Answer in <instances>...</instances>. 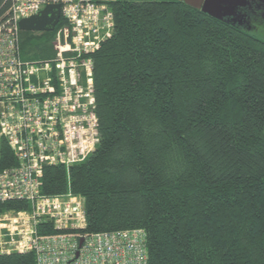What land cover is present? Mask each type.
<instances>
[{
    "label": "trees",
    "instance_id": "1",
    "mask_svg": "<svg viewBox=\"0 0 264 264\" xmlns=\"http://www.w3.org/2000/svg\"><path fill=\"white\" fill-rule=\"evenodd\" d=\"M7 7L0 1V18ZM109 7L113 31L92 55L98 142L81 162L45 165L41 194L81 197L75 232L142 229L148 264H264L261 9L238 26L179 0ZM56 29L20 31L22 60L52 58ZM16 165L1 138L0 170ZM37 231L61 232L48 222ZM0 264L35 256L0 253Z\"/></svg>",
    "mask_w": 264,
    "mask_h": 264
},
{
    "label": "built area",
    "instance_id": "2",
    "mask_svg": "<svg viewBox=\"0 0 264 264\" xmlns=\"http://www.w3.org/2000/svg\"><path fill=\"white\" fill-rule=\"evenodd\" d=\"M0 1L8 5L0 18V139L17 160L0 170V203L30 204L29 210L0 212V253L31 251L35 264H148L142 229L75 232L85 227L81 197L40 192L45 165L81 162L98 142L92 55L113 31V0ZM48 4L60 5L55 55L26 62L18 21ZM40 222L61 232L39 234Z\"/></svg>",
    "mask_w": 264,
    "mask_h": 264
},
{
    "label": "water",
    "instance_id": "3",
    "mask_svg": "<svg viewBox=\"0 0 264 264\" xmlns=\"http://www.w3.org/2000/svg\"><path fill=\"white\" fill-rule=\"evenodd\" d=\"M201 10L210 17L238 26L248 25L249 13L261 9L264 15V0H179ZM60 19V5L48 4L37 14L22 18L18 27L23 32H52ZM82 240H80V243Z\"/></svg>",
    "mask_w": 264,
    "mask_h": 264
},
{
    "label": "rangeland",
    "instance_id": "4",
    "mask_svg": "<svg viewBox=\"0 0 264 264\" xmlns=\"http://www.w3.org/2000/svg\"><path fill=\"white\" fill-rule=\"evenodd\" d=\"M263 22H261V28H260V34L261 36H264V16L262 17Z\"/></svg>",
    "mask_w": 264,
    "mask_h": 264
}]
</instances>
